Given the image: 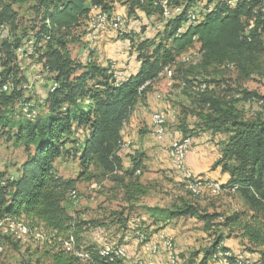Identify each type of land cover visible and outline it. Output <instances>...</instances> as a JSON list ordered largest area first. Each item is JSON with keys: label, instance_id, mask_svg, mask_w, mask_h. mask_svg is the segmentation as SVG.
<instances>
[{"label": "trees", "instance_id": "1", "mask_svg": "<svg viewBox=\"0 0 264 264\" xmlns=\"http://www.w3.org/2000/svg\"><path fill=\"white\" fill-rule=\"evenodd\" d=\"M32 1L41 23L36 39L33 38L35 49L32 53L42 62L54 86L43 101L47 110L45 118H40L33 109L30 112L34 111L35 117L30 119V112L25 109L30 120L23 117L24 122H13L7 113L9 107L28 101L24 99L21 86L24 78L15 56V50L26 35L14 39L8 34L0 35V129L15 128L16 141L22 144L27 155L17 177L11 180L0 173V222L16 225L25 221L30 229L41 226L46 230L45 244L49 249L44 255L50 264H131L134 258L131 261L128 256L127 259L103 257L100 249L79 247L80 226L63 207L67 196L74 191V183L56 177L52 164L59 156L74 150L84 171L94 164L106 175L114 176L127 202L143 196L146 187L134 177L143 164L142 156L133 157L130 166L124 169L119 155L121 131L138 104L152 91L159 74L169 68L172 70L171 82H177L181 89L198 97L193 114L198 118V126L201 125L200 132L227 137L221 143L220 157L211 170L219 168L222 174L228 175V180L224 184L212 183L218 184L220 192L236 195L252 213L250 216L233 214L225 220L227 226L235 227L239 233L236 240L247 250L264 245V221L256 215H264V114L245 119L236 109V101L220 98L206 82L188 78V72L209 74L222 67L228 70L236 67L245 76L253 72V69L247 70L248 66L258 55L264 54V0H236L233 6L230 5L233 0H221L211 10L205 9L203 16L188 0H122L126 4L127 17L136 18L140 13L148 19L164 21V28L160 41H139L135 51L138 72L116 82L109 68L101 67L91 59L84 66L77 64L65 49L66 39L77 40L73 31L85 27L89 32V22L95 13H106L109 17L108 0ZM163 2L167 8L176 7L175 10L180 12L170 11L169 16L163 18ZM189 11L198 16L195 25H186ZM16 20L10 4L0 0V26L6 27L9 35L15 31ZM98 22L92 21V34ZM41 42L46 44L43 53L37 49L41 48L40 45L37 47ZM194 44L199 46L198 63L177 62V57ZM178 65L186 66L187 72L176 71ZM210 83L214 84V81ZM4 85L6 91L2 90ZM202 85L205 88L197 91ZM243 94L246 101L264 100L255 93ZM179 127L183 128V138L190 139L196 134L183 124ZM78 131L83 133L81 143L75 139ZM69 144L70 149L66 148ZM188 194L199 198L189 191ZM159 212L161 215L169 213L172 219L196 217L204 222L205 231L211 230L214 220L213 216L199 215L194 205L186 202L181 207ZM222 241L220 237L216 238L200 264L209 261ZM69 248L82 249L88 259H77L64 250ZM222 250L228 249L222 247ZM251 264H264V252H260Z\"/></svg>", "mask_w": 264, "mask_h": 264}, {"label": "rangeland", "instance_id": "2", "mask_svg": "<svg viewBox=\"0 0 264 264\" xmlns=\"http://www.w3.org/2000/svg\"><path fill=\"white\" fill-rule=\"evenodd\" d=\"M188 1H192L194 8L203 16L205 9L211 10L221 0ZM235 1H231L230 5L233 6ZM5 2L10 4L17 16L16 28L12 32L13 34L9 35L8 29L3 26L1 33L8 34L11 39L26 35L19 48L30 43L34 45L33 38L36 39V33L41 25L40 16L34 10L35 3L32 0H5ZM108 4L111 11L109 17L105 13L107 23H97L95 33L93 32L91 35L85 27L73 31L72 34L77 40L71 42L66 39L65 49L70 59L75 63L84 66L91 59L96 64H106L105 68H109L111 72L122 73V80H125L128 76L121 71L122 68L118 64L127 63L130 58L135 59L136 45L139 41L143 39L160 41L164 21L148 19L140 13L136 18H129L127 17L126 4L122 0H108ZM122 35L127 37L122 39ZM262 38L264 41V34ZM99 39L106 40L105 45H100L101 49L99 48ZM130 40L134 44L131 45ZM39 45L41 48L37 49H41L40 52L43 53L46 44L41 42L37 44V47ZM198 48L199 46L194 44L177 57V62L183 64L184 59L188 58L189 61L191 60L190 62L197 63L199 60ZM18 49L15 50V56ZM31 54L25 53L23 55L25 57L17 58L18 70L24 78L21 85L24 99L26 98L28 101L22 103L23 105L9 107L7 113L15 123L24 122L23 117L30 120L29 117L27 118L25 109L27 112L36 109L40 118H45L47 114V110L43 106L45 99H43V94L50 91L53 83L50 81V74L43 68L42 62H39L34 53ZM248 68L247 70L253 69L249 76H245L236 67L231 70L222 67L209 74L200 71L188 72V78L191 81H204L209 89L213 90L220 98L226 97V100L236 101V109L245 119H251L257 114H264V109L261 108L264 106V100L246 101L243 92L255 93L259 97H264V54L258 55ZM175 69L187 72L186 66L178 65ZM210 81H214V84H211ZM150 94L155 96L156 103L160 105V108L155 109L156 112L148 110L147 115L151 117L150 123L154 114L159 113L164 116L165 128L162 139L157 140L152 135V125L150 124V131H147L137 141H128L123 134V140L121 138L122 152L120 151L124 169L130 166L133 157L142 156L143 164L134 177L146 187V193L143 196L127 202L123 190L114 181V176L106 175L94 164L88 165V169L85 171L81 168L79 155L70 149V144L66 146L70 149L69 152L59 156L52 164L56 177L62 181L74 183V191L70 193V198L74 194L75 200L71 201L67 196L63 207L74 222L80 226L79 247L100 249L105 245H118L126 249L129 241L125 237L135 240V232L145 234L151 242L157 241V235L163 233L164 236L166 234L165 237L173 238H169V242L179 264H200L205 252L212 249L216 238L220 237L223 240L222 243L229 241L228 244H230L231 242L234 245V248L231 249H237L238 253L244 254L251 263H254L259 253L264 252V245L247 250L246 246H242L236 240L239 233L234 229L235 227L231 224L227 226L225 222L235 213H244L246 216H250L252 213L241 204L236 195L220 192V189L212 190V185H204V188H201L203 181H199V193L191 194L199 198L191 197L188 194L190 190L186 181L175 169L167 150L177 142L174 138L185 139L182 137L183 128L179 127L181 124L189 131L196 132L194 137L205 134L209 139L206 143L217 145L218 148H215L218 158L220 157L221 143L227 137L212 135L210 132H200L201 125L198 126V118L196 114H193V111L197 109L198 97L188 90L181 89L177 82L172 83L168 78L159 77ZM15 131V128L0 129V173L5 178L17 177L20 174L21 165L27 157L22 144L16 141ZM175 132L177 136H174L172 141L171 136ZM78 136L75 139L77 138L81 143L83 140L82 131L78 133ZM189 141L193 150L194 144L191 142V137ZM215 170L219 171V176L227 177L223 183L220 179L215 182L220 184L227 182L228 175L222 174L219 168ZM215 170L210 168L211 172ZM209 175L211 178L215 177L214 173H209ZM197 177L207 178L204 175ZM210 181L204 182L213 184ZM184 202L194 205L199 215L206 214L214 217L210 231H205L204 222L196 217L172 219L168 215L169 213L159 214V211L162 210L170 211L181 207ZM256 215L264 221L262 213H256ZM159 218H163L162 221H159ZM21 222L28 226L27 222ZM166 229L168 232L174 231L175 235L167 234ZM28 231L27 236H21L16 232L15 225L4 223L0 227V242L5 249L3 255L0 256V264H50L44 255V251L49 249L45 244L48 232L41 226L36 229L29 228ZM135 243L134 249L127 250L130 260L138 257L143 264H169L167 253L162 250L165 249V245L163 248L159 243L161 247L159 251L150 253L138 245L136 240ZM152 244L157 248L155 243ZM221 245L223 246V244ZM206 264L210 263L207 261Z\"/></svg>", "mask_w": 264, "mask_h": 264}, {"label": "built area", "instance_id": "3", "mask_svg": "<svg viewBox=\"0 0 264 264\" xmlns=\"http://www.w3.org/2000/svg\"><path fill=\"white\" fill-rule=\"evenodd\" d=\"M163 6V18L165 16H169L170 11H174L176 9V7L173 8H167L166 7V2L162 3ZM95 11V9H94ZM198 18V16H191L189 15L188 17V21L186 22V25H188L191 21V19H195ZM92 21H101L102 24H106L107 23V15L105 13H95L93 15V17L90 19L89 22V34H92ZM118 22V21H117ZM3 26H0V34L2 31ZM32 48V50H31ZM34 45H27L23 48H19L16 51V57L20 58L22 57V51H34L33 50ZM113 75V81L116 82L119 79H122V73H117V72H112ZM159 77H164V78H169V80L171 81L172 79V70L169 68H165L160 74ZM54 86V84L52 85ZM152 120V119H151ZM151 125H152V121H151ZM160 130H161V126H152V135L155 136V138L157 140H160ZM167 150H172V154H174L175 156V160L181 164H185V158L187 156L188 153H190L192 151L191 149V145L189 143V139L185 138V139H178L177 140V147L176 148H167ZM187 175H192V173L187 170V172H185ZM204 185H212V190L216 189L215 184H208L205 183L203 181V183L201 184V188H204ZM193 187V186H192ZM69 199L72 201V199L70 198V194H69ZM2 221H6V220H2ZM11 227V226H10ZM157 237H160L161 241H169L170 237H165L163 233L157 235ZM134 238L137 242L138 245H141V247L146 250L147 252L150 253H157L159 251V249H153L151 247V241H149L148 237L145 234H141V233H134ZM222 245H220V247L216 248V250H214V252L212 253L210 259H209V263L210 264H251V261L242 253H238V252H234L231 251L230 249L223 251L222 250ZM67 253H70L71 255H73L74 257H76L77 259L80 260H87L88 256L84 253V251L82 249H64ZM167 253V258H168V263L169 264H179V261L177 259V257L175 256V251L174 249H162ZM5 249H3V246L0 242V256L3 255ZM100 255L103 257H117V258H121V259H127V250L124 247H120L119 249H104L101 247L100 249ZM131 264H143V262L141 261L140 258L138 257H134V260L132 261Z\"/></svg>", "mask_w": 264, "mask_h": 264}, {"label": "crops", "instance_id": "4", "mask_svg": "<svg viewBox=\"0 0 264 264\" xmlns=\"http://www.w3.org/2000/svg\"><path fill=\"white\" fill-rule=\"evenodd\" d=\"M105 41L106 40L99 39V48L100 49H101V47H100L101 44L102 45L106 44ZM132 59L133 58H130L129 62H127V63L123 62L122 64H118L120 66V68H122L121 71L124 74H126L127 76L135 75L138 72L139 64L135 61V59L134 60H132ZM98 65H100L101 67H106V64H103V63L102 64L98 63ZM45 96H46V94L45 95L43 94V99L45 98ZM157 108H160V105H157L155 96H153V94L148 93L147 96L145 97L144 101L142 103L138 104V106L135 108V110H134L132 116L130 117L129 121L124 125V127L121 131L122 140H123L122 136H123V134H125L124 138L126 140L137 141V139L140 137H143L147 131H150V124H151L150 118L151 117L147 115V111L153 110L154 112H156L155 109H157ZM163 119H164V116H163ZM164 121H165V119H164ZM78 133H80V131L75 134V137L78 136ZM174 136L175 137L177 136L176 132L173 133V135L171 136L172 141H173ZM169 138H170V136H169ZM161 139L162 138H160V140ZM174 140L177 141V138H174ZM207 140H209V139L205 136V134L199 135V136L194 137V138L192 137L191 142L194 144V149L190 153L187 154V156L185 158L184 168L186 171L188 169L193 174L192 175L193 177L204 175L205 177L208 178V179L204 178L207 181H210V180L218 181L220 179L221 183H223V181H225L227 179L226 176H223V175L219 176V171H217V170H215L213 172L210 171L211 166L214 164V162L218 158L217 151H216V148H218V146L217 145L215 146V144H212V143H206ZM120 148H122V146H120ZM119 155L122 158L121 153H119ZM185 165H186L187 169H186ZM209 173H214L215 177L211 178ZM198 178H201V177H198ZM210 182H213V181H210ZM166 232H168L167 229H166ZM135 233H137V232H135ZM167 234H171V235L174 234L175 235L174 231L168 232ZM165 236H166V234H165ZM167 236H169V235H167ZM169 237L172 238L171 236H169ZM159 238L160 237H157V241L151 242V243H155L157 245V249L161 248L159 243H161L163 248H164V243H162V241H160ZM125 239H127V241H129L127 246H126V250L134 249V246L136 245L135 240H130L131 238L128 239L127 237H125ZM228 242L229 241L222 243L223 247H225L227 249L230 248L231 251L237 252V249H231V248H234V245H232L231 242H230V244H228Z\"/></svg>", "mask_w": 264, "mask_h": 264}, {"label": "bare ground", "instance_id": "5", "mask_svg": "<svg viewBox=\"0 0 264 264\" xmlns=\"http://www.w3.org/2000/svg\"><path fill=\"white\" fill-rule=\"evenodd\" d=\"M178 12H180L179 10H175L174 11V14L175 13H178ZM189 15H191V16H195L194 15V13L192 12V11H189L188 13H187V21H188V17H189ZM98 23H101V21H99ZM196 24V18L195 19H191V21H190V23L188 24V25H195ZM97 29V26H95V28H94V31ZM95 33V32H94ZM30 45H31V43H30ZM33 51H22V56L26 53V54H29V55H32L31 53H32ZM200 55V54H199ZM23 57H25V56H23ZM28 57V56H27ZM199 57H201V56H199ZM191 61V60H190ZM189 61V59L188 58H186V59H184V63L183 64H185V65H195L196 64V62L195 61H192V62H190ZM199 61V60H198ZM198 63V62H197ZM169 79V78H168ZM119 80H121V79H119ZM118 80V81H119ZM147 85H149V83L147 84ZM183 85V84H182ZM184 86V85H183ZM205 88V86H201L199 89H197V91H202L203 89ZM2 90L3 91H6L7 90V86L6 85H4V86H2ZM28 117L30 118V119H34V117H35V112L34 111H32V112H30L29 114H28ZM164 124H165V121H164V119H163V116H162V114H154L153 115V117H152V126H161V130H160V138L162 137V135L164 134ZM151 132H152V129H151ZM189 143H190V141H189ZM190 145H191V143H190ZM177 147V142H175V143H173L172 145H171V147L170 148H176ZM168 154H169V157H170V159L172 160V163H173V165H174V167H175V169L176 170H178L179 171V173L181 174V176H182V178L186 181V183H187V186H188V189L190 190V192L192 193V194H198L199 193V181H207L206 179H204V178H198V177H193L192 175H187L185 172H187L186 170H185V168H184V164H181V163H179V162H177L176 160H175V156H174V154H172V150H169L168 151ZM11 180H12V178H11ZM214 184V183H213ZM215 185H217L216 186V189L215 190H218V189H220L219 188V186H218V184H215ZM193 186V187H192ZM71 199L72 200H75V195L74 194H72L71 195ZM2 225H4V223L3 222H0V227H2ZM16 226V232H18V234L19 235H21V236H27L28 235V228L25 226V225H23V224H16L15 225ZM137 233H139V232H137ZM141 234H143V233H141ZM73 239V238H72ZM72 239H70V243L72 244ZM161 240V239H160ZM163 243H164V245H165V249H172V245H171V243L168 241H162ZM120 247H122V246H120ZM151 247L153 248V249H157L156 248V246L154 245V244H152L151 243ZM102 248H104V249H119V246L117 245V246H112V245H105V246H103ZM4 249V248H3ZM101 249V248H100Z\"/></svg>", "mask_w": 264, "mask_h": 264}]
</instances>
